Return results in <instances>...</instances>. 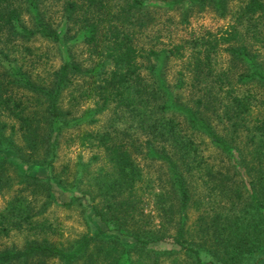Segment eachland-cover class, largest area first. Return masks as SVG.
Returning <instances> with one entry per match:
<instances>
[{
    "label": "trees",
    "instance_id": "obj_1",
    "mask_svg": "<svg viewBox=\"0 0 264 264\" xmlns=\"http://www.w3.org/2000/svg\"><path fill=\"white\" fill-rule=\"evenodd\" d=\"M204 9L226 18L225 25L170 46L152 48L138 42L161 11H176L186 22L192 12ZM24 11L33 27L23 20ZM34 34L62 47L61 62L41 78L13 58L0 65V116L14 119L24 147L47 167L64 133L80 146L97 149L91 157L102 162L90 176L92 188L83 195L92 196L89 207L105 227L82 233L70 247L46 236L31 237L22 248L0 249V264L35 256L79 264L90 241L101 239L102 233L120 244L108 264H136V249L152 255L144 264H163L157 258L161 251H150L147 245L156 240L182 251L172 264H264V0H63L56 26L39 16L36 0H0V42L4 35ZM77 48L85 54L83 60L75 54ZM170 58L181 63L174 90L165 79ZM182 69L195 93L192 105L178 101V89L185 86ZM104 111L112 114L111 120L96 126ZM125 115L135 121L132 133L119 126ZM9 127L14 130L13 123ZM193 131L204 133L229 157L243 187L233 189L236 195L224 212L199 214L195 219L203 222L200 227L195 219L187 225L191 166L186 153L196 144ZM4 140L0 177L12 144ZM140 154L165 166L166 187L155 194L173 221L172 233L128 228L136 225V218L130 223L126 217H134L149 187ZM27 177L36 185L46 181ZM72 199L81 203L80 196ZM21 223L31 229L42 225L34 219L31 202L14 195L0 209V235Z\"/></svg>",
    "mask_w": 264,
    "mask_h": 264
},
{
    "label": "rangeland",
    "instance_id": "obj_2",
    "mask_svg": "<svg viewBox=\"0 0 264 264\" xmlns=\"http://www.w3.org/2000/svg\"><path fill=\"white\" fill-rule=\"evenodd\" d=\"M62 3L63 0H36L39 16L51 26H56L61 17ZM167 13L161 11L156 21L142 31L138 40L140 44L152 48L170 46L178 41L184 42L186 38L201 34L206 30L217 31L227 21L226 18L217 17L210 9L192 12L186 22L179 20L180 16L176 11ZM22 18L29 27H33L31 16L27 12L22 13ZM0 49V65L6 63L9 58H13L18 62H24L26 68L34 76L40 78L49 75L51 70L61 62L63 55V49L57 42L46 39L40 34H34L29 38L4 35L0 42ZM75 54L79 60L85 58V54L78 48L75 50ZM219 57L224 58L222 54ZM142 64L143 68L144 61ZM179 69H181L180 60L170 58L165 69V79L173 90ZM144 71L142 69V72ZM182 73L185 86L178 89V101L192 105L195 93L190 89L192 87H188L189 83L186 82L188 75L184 69H182ZM111 118L112 114L104 111L98 115L95 125H107ZM175 118L179 120L182 129L186 128L181 115L176 114ZM2 121H5L6 124L5 126L0 125V146L7 144L4 140L6 138L11 139L12 144H9L8 159L2 164L0 209L5 205L7 199L14 195L23 196L32 204L34 219L42 225L34 224L31 229L27 224L21 223L20 227L12 228L7 235H0V249L22 248L26 240L41 236H46L51 241L70 247L82 233H90L96 227L104 228L105 226L89 207L90 202H94L91 200L92 196L83 195L87 189L92 188L90 184L92 177L90 176L102 162L91 157L93 153L97 152V149L80 146L69 139L68 134L64 133L59 138L53 161L47 167L37 162V155L24 147L19 133H17L14 119L2 115L0 122ZM11 123L14 124V130L9 127ZM134 124L135 121L125 115L121 118L119 126L129 129L132 133L135 129ZM188 130H186V134L189 133ZM193 133L196 144H193L194 148L189 149L186 153V159L191 166V175L189 173L187 176L191 193V200L187 208V225H190L191 221L199 214L214 217L218 213L224 212L229 202L234 199L232 196L236 195L233 189L243 190L237 175H233L234 167L231 165L229 157L220 153L204 133L195 131ZM142 152L144 153V147ZM138 160L143 168L144 176L149 180V187L141 195L140 206L136 209L134 217L132 219L126 217V222L130 223L136 218V225H131L128 228L156 232H163L166 229L164 231L172 233L174 230L173 221H168V213L163 209L162 202L155 194L160 190L163 191L166 187L165 166L160 159L152 158L149 155L140 154ZM27 174L42 177L46 181L36 185L30 182ZM224 176L229 178L225 181ZM74 195L80 196L81 203L75 199L70 201L71 196ZM122 219L123 216L118 217L119 221ZM195 221L196 227L203 224L197 219ZM102 235L101 239L96 238L95 242L90 241L79 264H84L86 261L91 263L92 260H95V264H108L112 260L116 254L115 250L119 248L120 244L110 239L111 234L102 233ZM119 238L124 239L125 237L121 234ZM129 241L132 239L130 238ZM147 245L150 251L151 249L161 251L157 258L163 264H172V258L182 252L178 245L163 240L149 242ZM89 257H91L90 261ZM132 258L136 259V264H144L152 260V255L145 253L144 249H136ZM12 264H61V262L56 258L35 256Z\"/></svg>",
    "mask_w": 264,
    "mask_h": 264
}]
</instances>
